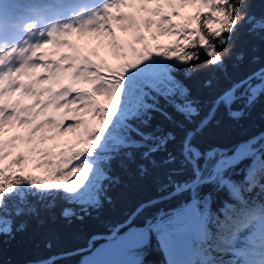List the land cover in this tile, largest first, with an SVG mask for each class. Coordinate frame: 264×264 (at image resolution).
Segmentation results:
<instances>
[{"label":"snow or ice","instance_id":"1","mask_svg":"<svg viewBox=\"0 0 264 264\" xmlns=\"http://www.w3.org/2000/svg\"><path fill=\"white\" fill-rule=\"evenodd\" d=\"M186 8L192 11L185 14ZM248 8V0H0V234H11L18 217L39 215L33 198L61 193L69 204L85 197L98 203L121 153L131 161L134 150H142L141 159L155 167L153 154L176 137L160 125L146 129L154 114L172 120L171 108L194 127L179 142L180 168L172 169L191 175L169 177L167 195L188 198L143 228L130 222L120 244L131 258L120 264H146L154 237L174 257L168 264H264V135L231 147L196 143L220 106L238 116L234 103L251 106L264 95V65L234 78L226 63L234 33L264 34V16ZM162 36L171 40L152 43ZM93 42L107 46L116 62L86 52ZM201 51L204 68L222 81L216 80L209 110L197 121L201 101L178 73L190 78L186 66L199 61ZM213 85L214 79L206 81ZM78 129L75 144L44 147ZM176 161L168 152L162 163ZM30 165L43 175H33ZM62 215L74 213L66 207Z\"/></svg>","mask_w":264,"mask_h":264},{"label":"trees","instance_id":"2","mask_svg":"<svg viewBox=\"0 0 264 264\" xmlns=\"http://www.w3.org/2000/svg\"><path fill=\"white\" fill-rule=\"evenodd\" d=\"M250 14L256 17L264 16V0H248ZM192 11V10H191ZM234 44V47L232 45ZM231 59L226 61L228 71L234 78H240L264 65V34H250L246 29H240L233 34ZM224 49L221 48V51ZM243 55L242 61L235 57ZM206 57L201 51L199 61H193L186 66L191 69L190 78L185 80L194 98L201 101L198 121L209 110V100L218 90L216 80L222 77L212 68H204ZM214 79L212 88L206 87V81ZM172 120H165L154 114L151 131L160 125L163 133L172 132L176 139L170 141L166 151L153 154L157 165L152 166L147 160H142L140 151L134 150V160H127L123 153L111 163L109 180L104 181L99 202L86 201L69 204L61 193H52L43 199H32L39 210V215H26L16 218L15 230L11 234H0V264H80L92 258L95 250L104 243L117 238L131 225L145 226V223L156 217L164 216L185 201L187 194L167 195L172 192L169 177L173 181L188 179L190 171L183 175H175L172 169L180 168L179 142L185 132L194 127L185 117L173 109H168ZM232 112L240 115H230L229 109L220 106L209 120L196 143L201 147L211 145H237L258 134L264 135V95L260 96L251 106H245L240 100L231 106ZM71 146V145H70ZM168 152L177 157L172 164H164ZM140 164L147 166V172L141 173ZM33 175L42 176V170L30 169ZM151 201L149 207L140 214L141 206ZM52 203L47 209L44 205ZM71 208L74 215L64 217V208ZM23 224L22 228L19 225ZM146 262L152 264H167L164 248L154 237L150 247L145 249ZM129 253V252H127ZM131 254L123 255L124 261ZM232 257H225L231 259ZM120 264V260L118 261Z\"/></svg>","mask_w":264,"mask_h":264},{"label":"rangeland","instance_id":"3","mask_svg":"<svg viewBox=\"0 0 264 264\" xmlns=\"http://www.w3.org/2000/svg\"><path fill=\"white\" fill-rule=\"evenodd\" d=\"M190 10L191 9L186 8L184 10L185 14H188L190 12ZM170 40H171L170 37L162 36V37H160L159 41H152V43L153 44L158 43V42L159 43H168ZM103 46H105V45L99 44V46H98L95 43H92V44H89L87 47H85L84 50L88 53H91L93 50H95L99 53V56L94 57V58H96V59L104 58V59L108 60L110 63H115L116 62L115 58L106 54L103 51V48H102ZM18 131L23 132L24 130L20 129ZM82 131L83 130H79L78 136H76V137L72 134V131H65L58 139L46 142L44 147L50 148L53 151L54 150L57 151L60 146L67 147L69 145L75 144L77 142V140L80 138ZM16 133H17V130H14L13 132L9 133V135H13ZM32 167L33 166L30 165V169ZM83 201L89 202V198L85 197ZM126 231L122 232L117 238L111 239L108 243H104L99 249L95 250L92 258H89L86 260L87 264H89L90 261H97L99 263H104V264H109L110 262H112V260L115 258V253L119 247L120 242L124 240L123 236L126 234ZM193 237L194 236L190 237L191 242L193 241ZM164 249H165L166 255L168 257L169 256L168 249L167 250H166V248H164ZM125 254H129V253H127V251H126L123 255H125ZM166 255H165V257H166ZM129 257H131V256H129ZM194 258H197V257L194 256ZM121 259H123V256L121 257ZM121 259H120V261H121ZM166 259H167V261H170L169 257ZM146 263H149V262H146ZM117 264H119V262Z\"/></svg>","mask_w":264,"mask_h":264},{"label":"bare ground","instance_id":"4","mask_svg":"<svg viewBox=\"0 0 264 264\" xmlns=\"http://www.w3.org/2000/svg\"><path fill=\"white\" fill-rule=\"evenodd\" d=\"M120 35H124L123 33H121ZM93 43H95L96 45H98L99 46V42H93ZM103 48V51L106 53V54H108V55H110V56H112L113 57V55H112V53H111V50L109 49V48H107V46H103L102 47ZM79 130H83V129H78V130H76V131H72V134L76 137V136H78V131ZM191 242V241H190ZM121 244H119V246H120ZM167 250V249H166ZM169 254V253H168ZM169 257V260H172L174 257L173 256H171V255H169L168 256ZM176 258H179V257H176ZM193 259H196V258H194V256L192 257Z\"/></svg>","mask_w":264,"mask_h":264},{"label":"water","instance_id":"5","mask_svg":"<svg viewBox=\"0 0 264 264\" xmlns=\"http://www.w3.org/2000/svg\"><path fill=\"white\" fill-rule=\"evenodd\" d=\"M257 136H260V134H258ZM132 227H135V228H143L144 226H136V225H132ZM125 250L121 248V245L118 247V249L116 250V253H115V258L114 260L110 263V264H114L122 255V253L124 252ZM81 264H87V262H82ZM99 264H103V263H99Z\"/></svg>","mask_w":264,"mask_h":264}]
</instances>
